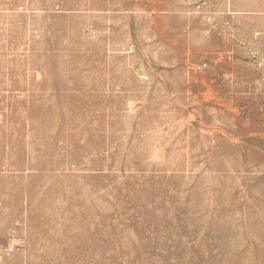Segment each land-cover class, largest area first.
Here are the masks:
<instances>
[{"label":"rangeland","instance_id":"obj_1","mask_svg":"<svg viewBox=\"0 0 264 264\" xmlns=\"http://www.w3.org/2000/svg\"><path fill=\"white\" fill-rule=\"evenodd\" d=\"M0 0V264H264V0Z\"/></svg>","mask_w":264,"mask_h":264},{"label":"crops","instance_id":"obj_2","mask_svg":"<svg viewBox=\"0 0 264 264\" xmlns=\"http://www.w3.org/2000/svg\"><path fill=\"white\" fill-rule=\"evenodd\" d=\"M31 1H32V2H36V3H38V4H40V3H42V4L46 3V6H48V4H49V3H53L54 0H31ZM7 8H8V9L11 8V10H13V5H12V3H11V0H8V1H7Z\"/></svg>","mask_w":264,"mask_h":264}]
</instances>
